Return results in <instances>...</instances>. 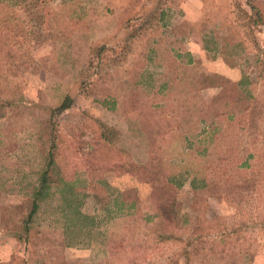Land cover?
<instances>
[{
    "label": "rangeland",
    "instance_id": "obj_1",
    "mask_svg": "<svg viewBox=\"0 0 264 264\" xmlns=\"http://www.w3.org/2000/svg\"><path fill=\"white\" fill-rule=\"evenodd\" d=\"M251 1L264 13V0H0L26 48L0 72V264H264ZM215 74L231 80L218 101ZM50 151L52 188L29 216Z\"/></svg>",
    "mask_w": 264,
    "mask_h": 264
},
{
    "label": "trees",
    "instance_id": "obj_2",
    "mask_svg": "<svg viewBox=\"0 0 264 264\" xmlns=\"http://www.w3.org/2000/svg\"><path fill=\"white\" fill-rule=\"evenodd\" d=\"M251 9L254 11L255 14V19L254 21L260 24H264V13L262 10L258 7L256 3H253L251 1ZM4 9H0V72H4L6 70V67L8 65H11L14 63L18 58L24 56L26 54V48H25V41L22 38V34L13 29V23L12 19L13 16H9V12L5 15L3 13ZM24 35V34H23ZM106 46L104 45L102 48H100V51L104 50ZM222 79L221 85H219L218 80ZM249 83H251V78L247 77ZM205 80H209V77H206ZM211 84L213 85H218L223 88L221 93L217 95L216 97L213 98V101H218L221 98H227V89H228V84L231 83V80L223 75L220 74H215L214 76L210 77ZM204 81V80H203ZM245 81H238L237 85H242L244 84ZM100 101L105 104L109 108H115L116 103H113V106L110 104L111 102L106 99H100ZM74 102V97L70 94H67L66 97L63 99L61 104L54 108L53 112L56 114H60L64 112L65 110L71 108L72 104ZM54 141H52V149L56 148V136H53ZM49 161L47 162V165L43 168L41 177H40V184L38 190L35 192V201H34V206L30 212L29 216H32V214L37 210L39 206V201L41 199H44L47 194H49V190L52 188L51 184L52 181L50 180V167L53 165L56 161V155L54 151H50L49 154ZM184 180L179 181V183L174 179L173 177H169L167 181L173 182V184H178L182 185L184 183ZM198 179L193 178L190 180V183L193 188H197ZM201 181H205L204 179H201ZM171 185V183H168ZM204 185V184H203ZM173 212H170L166 214L170 218H173Z\"/></svg>",
    "mask_w": 264,
    "mask_h": 264
}]
</instances>
